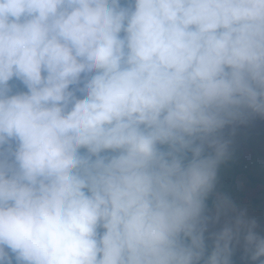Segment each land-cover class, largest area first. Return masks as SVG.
Instances as JSON below:
<instances>
[{"label": "clouds", "instance_id": "clouds-1", "mask_svg": "<svg viewBox=\"0 0 264 264\" xmlns=\"http://www.w3.org/2000/svg\"><path fill=\"white\" fill-rule=\"evenodd\" d=\"M252 117L264 0H0V264H264L216 191Z\"/></svg>", "mask_w": 264, "mask_h": 264}, {"label": "trees", "instance_id": "trees-1", "mask_svg": "<svg viewBox=\"0 0 264 264\" xmlns=\"http://www.w3.org/2000/svg\"><path fill=\"white\" fill-rule=\"evenodd\" d=\"M14 84L13 91H24L26 90L23 84L19 81H10ZM231 156L225 160L218 171V182L216 190L220 194L227 195L231 200H239L241 203H253L258 209L264 211V170L257 169L253 166V163H259L258 160H253L252 164L245 158L241 148L232 146ZM256 168V169H253ZM239 176H243L249 180L251 191L243 189L238 184ZM210 205L212 199L209 201ZM259 221L264 224V215L259 216ZM237 253L234 252L233 261L234 264L238 263L239 260L236 258Z\"/></svg>", "mask_w": 264, "mask_h": 264}, {"label": "rangeland", "instance_id": "rangeland-1", "mask_svg": "<svg viewBox=\"0 0 264 264\" xmlns=\"http://www.w3.org/2000/svg\"><path fill=\"white\" fill-rule=\"evenodd\" d=\"M225 135L230 136L232 139V146L241 148L243 155L249 160L250 164L253 163V160H258L259 163H253L252 165L257 169L264 170V119L252 117L246 124L234 126V131L233 129H226ZM249 183V180L239 176L238 184L241 188L251 191L252 185ZM232 201L236 205L237 210H243L249 217L257 220V231L264 230V224L259 221V216L264 215V211L258 209L253 203H241L239 200ZM235 252L237 253L236 258L239 260V264H244L242 251L238 249Z\"/></svg>", "mask_w": 264, "mask_h": 264}]
</instances>
